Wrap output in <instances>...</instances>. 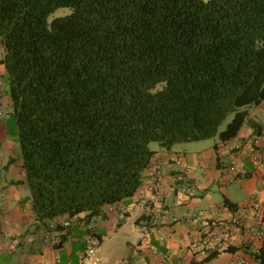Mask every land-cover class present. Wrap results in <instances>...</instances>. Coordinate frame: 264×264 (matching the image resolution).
Returning a JSON list of instances; mask_svg holds the SVG:
<instances>
[{
  "label": "trees",
  "instance_id": "trees-1",
  "mask_svg": "<svg viewBox=\"0 0 264 264\" xmlns=\"http://www.w3.org/2000/svg\"><path fill=\"white\" fill-rule=\"evenodd\" d=\"M61 7L72 11L50 20ZM0 45L32 208L46 225L85 213L86 226L128 202L153 141L170 150L219 134L216 150L244 148L259 135L234 141L244 126L261 131L241 108L264 103V0H0ZM231 164V181L246 174ZM222 222L235 223L209 221L203 234ZM69 227L57 222L63 240ZM251 254L263 262L264 246Z\"/></svg>",
  "mask_w": 264,
  "mask_h": 264
},
{
  "label": "crops",
  "instance_id": "crops-1",
  "mask_svg": "<svg viewBox=\"0 0 264 264\" xmlns=\"http://www.w3.org/2000/svg\"><path fill=\"white\" fill-rule=\"evenodd\" d=\"M3 56L0 45V60ZM5 71V65L0 63L2 87H5ZM0 102V258L1 255L10 257L9 260H0V264H237L242 258L252 264H262L261 259L251 254L264 246L262 240L252 235V214L248 219L242 218L240 227L235 223L233 225V239L229 245L239 247L237 251H226L229 245H225L212 260L202 262L194 257L190 246L193 239L203 234L207 222H230L255 197L264 202V165L255 168L244 155L246 139L255 134L261 137L259 150L264 155V103L256 106L258 112L254 108L249 110L250 119L261 125L260 133L245 125L234 140L245 143L244 148L232 149L229 145L227 150L215 149L212 167L205 165L207 153H193L189 157L187 152H177L173 148L153 149L157 153L151 164L157 161L162 163L166 173L163 181L157 187L150 188L154 180L147 169L137 193L128 202H122L125 210L118 207L111 211L107 205L106 216H99L91 223L103 235L102 243L94 255L86 257V247L82 245L87 233L82 225L85 213L70 221L69 235L64 240L62 235L65 231L53 228L52 221L46 225L37 219L27 195L30 188L26 182L23 159L19 153H15L17 144L9 139L7 121L4 119L10 112L8 106H12L11 97L8 93L0 92ZM174 153L183 154V164L170 159ZM232 159L236 161L238 170L244 168L246 172L233 181L230 180L232 172L228 166ZM240 181L243 189L239 192L229 188ZM211 182L227 185L229 192L223 193V200L219 202L211 200L204 204L206 197L212 198L208 195ZM225 197L238 204L235 211L224 203ZM54 221L60 223L68 220L62 217ZM115 225L126 239L121 244L112 243L104 248L107 234L115 230ZM57 244L60 245L57 247ZM244 246H249L247 251ZM125 248L132 249L133 254L127 255ZM60 250L66 251L65 255L60 256Z\"/></svg>",
  "mask_w": 264,
  "mask_h": 264
},
{
  "label": "built area",
  "instance_id": "built-area-1",
  "mask_svg": "<svg viewBox=\"0 0 264 264\" xmlns=\"http://www.w3.org/2000/svg\"><path fill=\"white\" fill-rule=\"evenodd\" d=\"M261 137L259 135L250 139L245 147V157L250 159L256 165L264 164V156L259 150ZM229 144L222 143L220 148L227 150ZM172 161L177 164H183L184 156L182 154L175 153L170 158ZM232 163L230 168L234 172L237 171L236 161L232 159ZM150 175L153 177L154 185L150 188L157 187L165 177V170L161 162L157 161L151 164L148 167ZM245 172V171H244ZM120 207L125 210V206L122 202L114 205H110L109 209L112 211L116 208ZM239 216L232 221L235 222V226L239 227L242 223V218H249L250 214L253 216L254 228L252 229V235L256 238H259L264 242V202L260 200L258 197L253 198L243 209L239 212ZM65 226L71 225L70 221L64 222ZM84 225L85 229H87L86 240L88 246L86 248L85 256L90 257L95 254L97 247H99L100 242L98 237L96 236L94 224ZM234 225V224H233ZM233 225L230 223H221V225H217L210 232L206 234H202L199 238H195L191 242L192 253L194 257L199 259L207 258L212 250L215 249H223L225 245L230 244L233 239ZM51 226L55 228L57 226V221H52ZM165 264H173L171 262H167ZM237 264H252L247 259L242 258ZM264 264V260L262 262Z\"/></svg>",
  "mask_w": 264,
  "mask_h": 264
},
{
  "label": "rangeland",
  "instance_id": "rangeland-1",
  "mask_svg": "<svg viewBox=\"0 0 264 264\" xmlns=\"http://www.w3.org/2000/svg\"><path fill=\"white\" fill-rule=\"evenodd\" d=\"M71 9L68 8V7H61L59 8L55 13H53L51 16H50V20H52L53 18L57 17V16H63V15H67L69 13H71ZM5 87H2L0 86V92L5 94V93H8L9 94V87H8V84L6 83L5 81ZM4 88H7L8 91H6ZM10 96V94H9ZM1 104V102H0ZM2 105H4V107H7L5 105V103ZM9 108V113H7L5 116H4V119L7 121V128H8V133H9V136L10 138L9 139H12L13 142H16L17 144V149L15 150V153H19L20 156L22 157L21 155V147H20V141H19V136H18V126H17V118H16V113H15V108H14V105L12 104V106H8ZM251 108H254L256 112H258V107L256 106H245L243 108H241L242 110H250ZM235 115V112H231L229 113V115L226 117V119L223 121V123L220 125L219 127V132L223 131L226 129L228 123L233 119ZM3 118V117H2ZM220 142V137H219V134H217L215 137L213 138H210V139H206V140H201V141H194V142H187V143H178L176 144L175 146H173V150L175 151H185L188 153L189 157L192 156V154H203V153H207V159H205V165L208 166V167H212V165H214V155H215V144L219 143ZM150 148L151 149H162V147L160 146L159 142L157 141H153L150 143ZM211 155H213V157H211ZM242 181L240 182H236L234 183V185L231 184V187H229L230 189L232 190H235V191H238L239 190H242ZM228 186L227 185H224V186H220L219 183L215 182H211L210 183V187H209V190H208V195H210L212 198H209V197H206L203 202L204 204H207L209 202L212 201H216V202H219L221 200H223V193H226V192H229L228 191ZM27 195L29 196V200L32 204V201L30 199L31 197V191L29 190V192L27 193ZM118 225H115V230L112 231L111 233L107 234V237L105 239V242H104V248L111 245L112 243H118V244H121L123 243V240H125L126 238L122 236V231H119L117 229ZM118 231V232H116ZM86 236H87V233H86ZM82 245H85V247L87 248L88 246V243H87V240H86V237H85V242H82ZM125 253L128 255H132L133 254V250L130 249V248H125ZM66 251H58V254L60 256H63L65 255ZM4 258V259H3ZM10 257H4L1 255V258L0 260H9ZM38 264V263H36ZM41 264V262H40Z\"/></svg>",
  "mask_w": 264,
  "mask_h": 264
}]
</instances>
